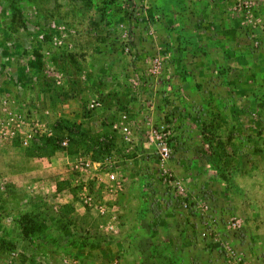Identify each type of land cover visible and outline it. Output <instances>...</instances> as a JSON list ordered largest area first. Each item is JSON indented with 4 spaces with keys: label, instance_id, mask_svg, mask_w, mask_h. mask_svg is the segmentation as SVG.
<instances>
[{
    "label": "rangeland",
    "instance_id": "rangeland-1",
    "mask_svg": "<svg viewBox=\"0 0 264 264\" xmlns=\"http://www.w3.org/2000/svg\"><path fill=\"white\" fill-rule=\"evenodd\" d=\"M0 264H264V0H0Z\"/></svg>",
    "mask_w": 264,
    "mask_h": 264
},
{
    "label": "built area",
    "instance_id": "built-area-1",
    "mask_svg": "<svg viewBox=\"0 0 264 264\" xmlns=\"http://www.w3.org/2000/svg\"><path fill=\"white\" fill-rule=\"evenodd\" d=\"M28 138H30V136H28ZM162 152H164V154L162 153L161 156L166 158L168 156V149H166V146H163Z\"/></svg>",
    "mask_w": 264,
    "mask_h": 264
},
{
    "label": "trees",
    "instance_id": "trees-1",
    "mask_svg": "<svg viewBox=\"0 0 264 264\" xmlns=\"http://www.w3.org/2000/svg\"><path fill=\"white\" fill-rule=\"evenodd\" d=\"M130 14V13H129ZM131 15V14H130Z\"/></svg>",
    "mask_w": 264,
    "mask_h": 264
}]
</instances>
